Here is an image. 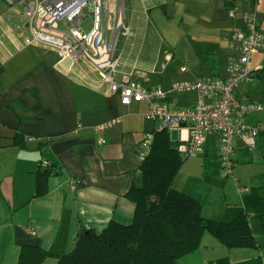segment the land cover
Returning a JSON list of instances; mask_svg holds the SVG:
<instances>
[{"label": "crops", "instance_id": "obj_1", "mask_svg": "<svg viewBox=\"0 0 264 264\" xmlns=\"http://www.w3.org/2000/svg\"><path fill=\"white\" fill-rule=\"evenodd\" d=\"M19 11L0 0V264H18L25 245L64 255L81 230L130 225L135 203L127 193L141 183L138 144L157 125L145 117V103L123 105L90 64L60 59L49 43L33 40L29 28L15 21ZM110 13L111 26L128 29L117 37L113 78L145 88L168 91L178 81L224 78L229 34L248 32L244 16L257 19L264 37V0H123L120 16L111 0ZM256 67L235 94L264 105L261 53L249 62L251 70ZM193 100V94L171 93L169 103L186 108ZM112 120L118 121L95 130ZM244 123L264 128V109ZM179 135L169 134L174 148ZM234 146L232 176L222 177L217 140L208 136L205 152L196 157L209 182L190 179L184 161L172 187L197 200L205 219L227 223L245 213L257 245L228 248L204 232L199 247L175 264H264V132L252 148L240 138ZM44 170L47 193L34 197L36 174Z\"/></svg>", "mask_w": 264, "mask_h": 264}, {"label": "built area", "instance_id": "obj_2", "mask_svg": "<svg viewBox=\"0 0 264 264\" xmlns=\"http://www.w3.org/2000/svg\"><path fill=\"white\" fill-rule=\"evenodd\" d=\"M8 7L15 5L20 11L13 14L18 26L29 28L32 39L45 41L55 48L60 59L70 58L75 63L85 61L107 84L113 93L119 94L121 103H145L148 107L145 117L156 121L154 130L145 132L138 144L139 159L143 162L149 155L155 133L175 130L180 135L175 147L183 158H192L205 152V140L214 136L218 143V157L222 173L232 176L235 163L234 141L240 138L252 148L256 137L264 132L260 126L244 123L248 115L264 109L260 102L241 101L235 92L244 81L254 77L258 68L251 70L249 62L256 53L264 55L262 37L257 19L244 16L248 32L237 29L229 34L230 56L226 65V76L197 77L193 80L172 83L170 90L161 86L145 88L127 79L115 81L118 62L115 58L117 37L128 29L120 23L111 26V0H3ZM119 16L123 0H117ZM234 16L235 8H230ZM109 31L111 33L109 34ZM171 93L193 94V104L186 108H175L169 103ZM118 120H112L95 127L102 131ZM105 143L104 139L99 140ZM31 234H35L31 231Z\"/></svg>", "mask_w": 264, "mask_h": 264}, {"label": "trees", "instance_id": "obj_3", "mask_svg": "<svg viewBox=\"0 0 264 264\" xmlns=\"http://www.w3.org/2000/svg\"><path fill=\"white\" fill-rule=\"evenodd\" d=\"M18 139L15 135L14 143ZM184 160L166 132L155 133L151 151L140 165L141 183L127 193L135 203L130 225L111 222L100 233L81 230L75 248L64 255L25 245L18 264H44L48 259H55L54 264H175L199 247L204 232L228 248L256 247L245 213L227 223L205 219L197 200L172 187ZM48 174L37 172L34 197L47 193Z\"/></svg>", "mask_w": 264, "mask_h": 264}, {"label": "rangeland", "instance_id": "obj_4", "mask_svg": "<svg viewBox=\"0 0 264 264\" xmlns=\"http://www.w3.org/2000/svg\"><path fill=\"white\" fill-rule=\"evenodd\" d=\"M112 8H113V6H112ZM198 158L199 157H192V158H187V159L184 160L185 164L189 165L188 169H191V171H192L190 173V175H189L190 179L195 180V178H198L201 182H205V183L209 182L208 177H207V179L205 177L206 181H204L205 180L204 177H203L204 173L202 171L201 163L198 161ZM182 166H181V168H182ZM211 166H212V164H211ZM222 177H225L223 173H222ZM216 186H217V184H216Z\"/></svg>", "mask_w": 264, "mask_h": 264}]
</instances>
